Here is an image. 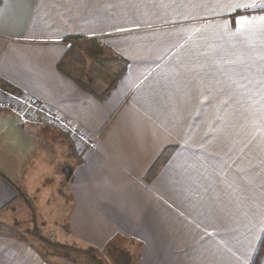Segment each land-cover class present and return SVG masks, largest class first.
<instances>
[{
    "label": "crops",
    "instance_id": "0c3cea01",
    "mask_svg": "<svg viewBox=\"0 0 264 264\" xmlns=\"http://www.w3.org/2000/svg\"><path fill=\"white\" fill-rule=\"evenodd\" d=\"M0 84L94 142L0 110L1 220L49 196L109 264H264V0H0ZM0 264L53 263L5 228Z\"/></svg>",
    "mask_w": 264,
    "mask_h": 264
},
{
    "label": "rangeland",
    "instance_id": "374dc122",
    "mask_svg": "<svg viewBox=\"0 0 264 264\" xmlns=\"http://www.w3.org/2000/svg\"><path fill=\"white\" fill-rule=\"evenodd\" d=\"M190 52L195 53L196 48H192ZM195 60L192 61V58H186L185 62L187 65L185 69L189 70L192 68V70H196L198 74L202 73L204 76V63L199 62L198 57ZM75 63L79 62L75 61ZM75 66V68H80L77 65ZM107 67L108 62L105 59L102 63L95 64L93 68L90 65L86 70L89 74L95 73L96 75L107 76ZM199 114L200 112L196 113L197 116ZM199 126L202 127L200 121ZM202 129L204 130V128ZM33 199L37 200L35 198ZM26 200H29L30 204L23 207V211L17 210L15 213L16 221L11 220L10 223H7L0 219V230L6 228L10 229L11 233L15 232L50 263L57 264L56 262H60L62 258L66 260V256H70L74 259L73 264H83L85 262L83 261L84 257L74 251V246L71 241L72 238L65 233V228H68L70 221L66 219L67 216L63 219V205L59 202L51 201L49 196L47 199L45 198L42 202H39L38 205L34 204L35 201H32L29 197ZM65 200L67 201L68 198L65 197ZM67 210L68 206L65 204V212ZM100 255L103 257L102 254ZM62 262L61 264H70L65 261Z\"/></svg>",
    "mask_w": 264,
    "mask_h": 264
},
{
    "label": "built area",
    "instance_id": "2783aa9c",
    "mask_svg": "<svg viewBox=\"0 0 264 264\" xmlns=\"http://www.w3.org/2000/svg\"><path fill=\"white\" fill-rule=\"evenodd\" d=\"M0 110L16 116L21 123L44 125L50 123L74 140L93 147V140L68 119L63 118L40 104L34 95L9 91L0 84Z\"/></svg>",
    "mask_w": 264,
    "mask_h": 264
},
{
    "label": "trees",
    "instance_id": "16d2710c",
    "mask_svg": "<svg viewBox=\"0 0 264 264\" xmlns=\"http://www.w3.org/2000/svg\"><path fill=\"white\" fill-rule=\"evenodd\" d=\"M65 233L70 235L67 227L65 228ZM73 246L74 251L80 253L84 257L83 261L85 262L83 264H109L92 246L87 245L85 247H78L76 244H73ZM66 259L74 263V259L72 257L66 256Z\"/></svg>",
    "mask_w": 264,
    "mask_h": 264
},
{
    "label": "water",
    "instance_id": "95a60500",
    "mask_svg": "<svg viewBox=\"0 0 264 264\" xmlns=\"http://www.w3.org/2000/svg\"><path fill=\"white\" fill-rule=\"evenodd\" d=\"M71 171H72L71 167L65 166L64 173L66 174V178L69 177V175L71 174Z\"/></svg>",
    "mask_w": 264,
    "mask_h": 264
},
{
    "label": "snow or ice",
    "instance_id": "6c2138e0",
    "mask_svg": "<svg viewBox=\"0 0 264 264\" xmlns=\"http://www.w3.org/2000/svg\"><path fill=\"white\" fill-rule=\"evenodd\" d=\"M242 6H244V7H256V3L254 2L250 5H242ZM241 19H243V17H241Z\"/></svg>",
    "mask_w": 264,
    "mask_h": 264
}]
</instances>
